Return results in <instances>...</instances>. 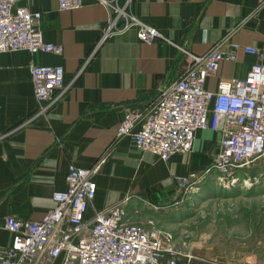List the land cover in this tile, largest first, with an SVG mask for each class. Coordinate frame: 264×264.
Returning <instances> with one entry per match:
<instances>
[{
  "label": "crops",
  "instance_id": "obj_1",
  "mask_svg": "<svg viewBox=\"0 0 264 264\" xmlns=\"http://www.w3.org/2000/svg\"><path fill=\"white\" fill-rule=\"evenodd\" d=\"M17 4L41 12L45 40L64 50L0 53V244L13 242V233L4 227L7 216L40 219L55 206L53 194L67 188L72 163L90 168L102 158L87 217L127 200L130 222L154 220L163 227L161 219L173 211L168 203L176 198L178 177L187 176L198 185L214 172L209 168L220 148L219 132L198 130L191 152L163 160L137 148L132 136H117L123 107L134 104L148 110L154 105L158 88L178 80L186 69L182 46L206 54L222 41H236L264 50V2L131 0L129 11L162 36L146 42L131 28L99 46L110 11L98 1L85 0L76 10H60L58 0H17ZM255 61V55L239 52L235 61L222 63L207 80V88L217 90L222 80L244 78ZM33 64H59L65 70L66 89L45 115L38 114ZM215 235H198L191 244L176 236L191 254L178 258L177 264H264L256 251L233 254L232 236L223 247Z\"/></svg>",
  "mask_w": 264,
  "mask_h": 264
},
{
  "label": "built area",
  "instance_id": "obj_2",
  "mask_svg": "<svg viewBox=\"0 0 264 264\" xmlns=\"http://www.w3.org/2000/svg\"><path fill=\"white\" fill-rule=\"evenodd\" d=\"M110 11V21L98 46L111 35L136 28L139 37L153 42L162 36L153 25L129 11L131 0H96ZM264 2V0H259ZM85 0H58L60 10H76ZM42 14L17 0H0V53L26 50L62 54L61 44L46 41ZM187 66L175 81L158 88L154 105L143 110L125 105L117 136H132L137 148L168 160L194 148L196 132L210 129L221 133L220 148L209 168L218 172L221 184L231 186L255 178L247 173L264 153V50L236 41H222L206 54L191 53L184 46ZM255 55L244 78L222 80L217 90L207 88L224 61H235L238 53ZM62 65L31 66L39 115H45L64 92ZM104 158L92 167L69 166L67 188L53 194L55 206L37 220L7 216L4 227L13 233L9 246L0 244L1 264H177L191 257L186 243L179 245L174 234L154 220L132 223L126 201L121 200L87 213L97 193L94 175ZM190 185L187 176L178 177Z\"/></svg>",
  "mask_w": 264,
  "mask_h": 264
},
{
  "label": "rangeland",
  "instance_id": "obj_3",
  "mask_svg": "<svg viewBox=\"0 0 264 264\" xmlns=\"http://www.w3.org/2000/svg\"><path fill=\"white\" fill-rule=\"evenodd\" d=\"M247 173L255 178L252 183L240 180L223 185L217 171L198 185L178 183L176 198L168 203L173 211L161 219L160 225L190 244L198 235L213 232L220 244L225 243L223 247L232 239L233 254L256 251L264 258V153Z\"/></svg>",
  "mask_w": 264,
  "mask_h": 264
},
{
  "label": "water",
  "instance_id": "obj_4",
  "mask_svg": "<svg viewBox=\"0 0 264 264\" xmlns=\"http://www.w3.org/2000/svg\"><path fill=\"white\" fill-rule=\"evenodd\" d=\"M221 137H222V136H221V133H219V141H221ZM219 143H220V142H219Z\"/></svg>",
  "mask_w": 264,
  "mask_h": 264
}]
</instances>
